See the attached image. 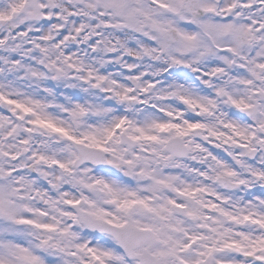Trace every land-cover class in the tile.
Returning <instances> with one entry per match:
<instances>
[{
    "label": "snow or ice",
    "instance_id": "snow-or-ice-1",
    "mask_svg": "<svg viewBox=\"0 0 264 264\" xmlns=\"http://www.w3.org/2000/svg\"><path fill=\"white\" fill-rule=\"evenodd\" d=\"M0 264H264V0H0Z\"/></svg>",
    "mask_w": 264,
    "mask_h": 264
}]
</instances>
